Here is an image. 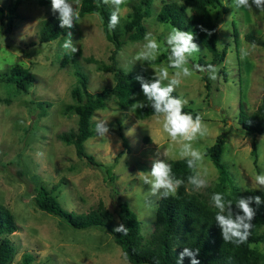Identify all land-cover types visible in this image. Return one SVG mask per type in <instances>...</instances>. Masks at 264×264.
Here are the masks:
<instances>
[{"label":"rangeland","instance_id":"rangeland-1","mask_svg":"<svg viewBox=\"0 0 264 264\" xmlns=\"http://www.w3.org/2000/svg\"><path fill=\"white\" fill-rule=\"evenodd\" d=\"M6 1L0 0V5ZM79 1L38 4L23 0L17 5L12 27L6 32L0 27V70L18 63L34 75L26 91L0 82V202L17 224L8 234L14 250L6 264H20L24 253L31 255L28 264H147L128 262L105 229L72 228L38 208L33 201L35 188H51L62 207L76 212L101 202L110 211L113 225L118 221L116 199L125 200L139 219L145 241L152 229L156 200L162 192L174 190V182L164 172L168 160L194 156L186 191L216 208L223 206L216 186L217 170L203 154L221 131L224 142L219 156L231 183L240 189H264V134H248L237 122L238 105L250 112L264 92V47L244 37L247 31L264 35V0H221L226 10L217 18V43L226 44V52L221 63L209 68L196 63L200 51L186 46L184 39L178 50V35L155 18L162 3L180 0H150V13L142 18L144 35L125 39L115 55L116 64L131 72L139 85L153 78L175 90L179 101L200 116L191 119L159 112L138 118L133 105L141 101L142 88L133 92V105L120 106L112 94L106 95L90 117L92 134L83 141V148L106 164L110 174L87 164L75 154L72 144L57 137L59 132L75 128L76 115L60 111L64 103L72 101L75 68L86 74L90 92L113 83L111 72L96 66L109 62L112 48L98 12L83 14L65 34L51 41H38L43 18L71 12ZM137 2L104 0L117 25L128 18ZM168 49L179 55H169L158 63L144 61ZM118 123L126 147L117 133ZM252 143L256 165L250 153ZM224 189L228 191L227 184ZM253 246L264 252V242Z\"/></svg>","mask_w":264,"mask_h":264},{"label":"trees","instance_id":"trees-1","mask_svg":"<svg viewBox=\"0 0 264 264\" xmlns=\"http://www.w3.org/2000/svg\"><path fill=\"white\" fill-rule=\"evenodd\" d=\"M23 0H7L0 5V27L4 32L13 24L17 5ZM38 4H55L61 0H35ZM226 7L221 0H180L161 4L155 18L171 28L178 35L177 49L181 42L197 48L196 63L204 68L222 62L226 44L217 43V18ZM214 11V12H213ZM87 12H98L105 37L111 41L112 48L108 55L109 62H98L97 68L109 71L113 77L110 86H103L90 92L86 88L87 76L75 68L76 84L70 89L71 102L61 106V113L76 115L75 128L61 131L57 137L67 144H72L75 154L92 166L102 168L110 174L109 167L95 160L85 151L83 141L92 134L90 117L93 111L103 104L104 98L112 94L118 105H133V92L142 88L141 101L133 105V112L138 118L164 112L171 116L199 118V113L181 103L175 90L162 86L156 79H149L139 85L135 76L116 64L115 55L125 39H139L145 33L142 18L150 13V0H138L132 5L127 19L118 25L111 20L104 0H80L76 9L65 13H51L43 18L38 27V41L48 42L63 34L74 22ZM264 17V9L262 12ZM234 35L236 26L231 21ZM247 41L264 47L262 37L245 32ZM200 49V50H199ZM202 50V51H201ZM209 53L208 59L203 57ZM169 55L177 57L178 51L168 49L155 56L144 59L147 63H158ZM224 73V69H220ZM206 73L201 77L208 87ZM34 75L18 63H10L0 70V82L10 83L14 89L26 91L33 82ZM240 108L237 122L246 133L264 134V92L260 101L250 112ZM117 133L123 146H127L124 133L117 127ZM224 142V133L216 134L214 141L205 146L207 155L217 170V188L223 203L221 208L208 204L195 194L185 189V182L192 175L195 166L194 156H182L168 160L165 165L166 177L174 182L172 192H162L156 200L152 229L145 241L140 234V222L125 200L116 199L115 212L118 218L113 225L110 211L98 202L87 211L67 210L60 205L51 188L39 185L35 188V205L47 211L72 228L99 227L109 232L114 242L120 247L124 258L131 263L147 264H264V252L253 244L264 242V189L244 188L231 183L229 172L220 160V151ZM252 163L256 165V150L251 144ZM225 184L228 191H225ZM12 212L0 202V264L10 261L14 250L8 237L16 230ZM29 253H24L20 264H28Z\"/></svg>","mask_w":264,"mask_h":264}]
</instances>
